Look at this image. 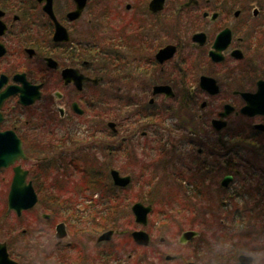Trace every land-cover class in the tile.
I'll return each instance as SVG.
<instances>
[{
  "label": "flooded vegetation",
  "instance_id": "1",
  "mask_svg": "<svg viewBox=\"0 0 264 264\" xmlns=\"http://www.w3.org/2000/svg\"><path fill=\"white\" fill-rule=\"evenodd\" d=\"M9 133L27 157L0 170L11 262L242 264L246 241L264 242V0H86L82 10L0 0V142ZM104 140L111 155L148 160L140 177L117 170L118 157L104 164ZM157 141L172 157L151 153ZM150 157L176 163L174 209L159 212L158 233L144 230L161 190L145 175L157 171ZM18 166L38 196L21 216L8 202ZM114 171L130 184L116 185ZM41 204V222L23 230ZM136 204L151 207L146 225ZM219 217L236 239L225 250L203 233ZM188 232L197 236L183 243Z\"/></svg>",
  "mask_w": 264,
  "mask_h": 264
},
{
  "label": "rangeland",
  "instance_id": "2",
  "mask_svg": "<svg viewBox=\"0 0 264 264\" xmlns=\"http://www.w3.org/2000/svg\"><path fill=\"white\" fill-rule=\"evenodd\" d=\"M172 122L175 123L174 120L169 121V123H168L170 125V127H171V123ZM103 147H104L103 148L104 149V153L102 154V157H105L104 161H103L104 164L107 163V160H108L106 157H118L119 161L116 164L115 168L117 170H119L122 174L132 175L134 179H135V177L136 178H138V176L140 177V174H142V170L143 169L145 170V168H144L145 164H148L147 163L148 160L145 159V162H144V160L141 157H133L132 159H129V154L131 152L129 153L125 149L123 150L124 152H119V154L114 153L113 155H111V151L107 147H110V148H112V147L110 145H107L106 140H104ZM120 147H121V145H120ZM153 149L154 150L151 151L152 154L166 153L167 155L169 154L168 157H172L171 155L174 154V152H172V151H175L174 150V146L173 147L172 146H168L166 148L165 143H161L160 144V141H157V142H155L153 144ZM139 154H141V153H139ZM150 160H151L152 168H150L148 171H152L153 172V169H156L157 171L154 172V174L153 173H147V174L145 173V175L150 174L149 176L152 179L151 180L152 181L151 184L153 186L155 185V186H158V187L161 185V190H160L159 193L152 194L154 196V199L151 198L150 200L147 201V203L150 202V201H154L153 207L155 208L156 213H155V215L153 214L149 218L150 219L149 220V222H150L149 228L148 229H144V230H147L150 233H158L159 229L162 227V225L164 223L163 219H159V212H161V210L163 208L165 209V211H169V210L174 209V206H172L171 203L174 202V200H172V198L176 199L174 197V195L177 193V187H176L177 186V182H176L177 175H176V171H175L176 163H175V160H174L171 164L168 165L167 163H168L169 159H165L163 157L162 158L161 157H150ZM108 163H110V159L108 160ZM159 178L161 180H159ZM8 179L10 180V176L8 177ZM1 181H2V177L0 178V182ZM0 186H1V183H0ZM133 190L137 191V192L139 190L137 181H135V184L132 187L131 191H133ZM90 195H91V192H89L85 197H90ZM135 195H141V194H135ZM146 195L147 194L142 195V196H146ZM144 198L147 199V197H144ZM224 200L225 199L223 198L222 201H224ZM5 201H6L5 200V196L3 198L2 193L0 192V212L3 209V207H4V205L2 207V204ZM136 201H138V200H136ZM171 201H173V202H171ZM161 202H163L164 204L161 205ZM238 205L242 206V204H240V203ZM43 206L41 204L38 207L39 208L38 212H37L38 215L35 214V213L34 214H29V215H27L26 217H24L22 219L21 225H22V227H24L23 230H25L28 227H30L28 225L31 224L32 222L36 221V220H38L39 223L41 222L40 219L42 218V214L45 213V210L43 209ZM84 207H85V205L81 206L79 210L83 211L85 209ZM224 212H225L224 210L220 211V213H221L220 217L221 218H223ZM228 212H230V211H228ZM127 215H128V213H127ZM120 216L121 217L123 216V218H127V216L124 215V214H121ZM217 221L212 226V229L210 231L206 227V230L203 233L208 235L207 238H206V242H209L213 246V248L221 249V247H223L225 243H226V245H225V248H226L227 244H229L230 242L233 244L232 237H230V233L231 232L229 230V229H231L232 226L230 224H227L226 222L225 223H223V222L221 223V221L218 224ZM168 222L169 221H167L165 223H168ZM0 224L3 226L5 224V222H3V224H2L1 221H0ZM122 224H124V223L120 222L121 226H122ZM12 225H13V223L7 221L8 228H10ZM167 226H168V224H167ZM120 228H122V230H125L124 227H120ZM126 229H128V228H126ZM243 233L244 234L245 233H250V228H248L247 231L243 230ZM1 234H3V233H1V231H0V235ZM28 241L29 240H24L23 243L24 244L27 243V245H31L30 242H28ZM222 242H225V243L223 244ZM23 245L20 244V248L23 247ZM259 247H264V242H262V241L256 242V244H255V246L253 248H259ZM27 248H29V247H25V248H23V250L27 249ZM21 251L22 250L19 249V254L24 253V251H22V252Z\"/></svg>",
  "mask_w": 264,
  "mask_h": 264
},
{
  "label": "water",
  "instance_id": "3",
  "mask_svg": "<svg viewBox=\"0 0 264 264\" xmlns=\"http://www.w3.org/2000/svg\"><path fill=\"white\" fill-rule=\"evenodd\" d=\"M79 10L85 7L86 0H77ZM78 15V14H77ZM75 18V17H73ZM163 91L165 89H162ZM172 96V95H171ZM113 126V125H112ZM0 142V170L7 169L15 165L20 160H25V156L22 143L16 139V137L9 133ZM14 179L9 194V210L17 213L21 216L23 212L33 209L38 203V196L31 184H27V172L23 171L21 167L14 169ZM116 185L120 187H126L130 184V178H122L118 172L112 173ZM230 180L227 178L223 182V186H227ZM151 211V207H145L142 204H136L133 207V212L136 217L137 223L146 225L148 214ZM112 233L105 234L101 240H109ZM197 236V233L188 232L184 234L182 242H187ZM63 235H59V238ZM135 241L140 245H147L148 236L144 232L134 233ZM242 264H249L247 257L242 256L240 258ZM0 264H15L9 260L6 245L0 244Z\"/></svg>",
  "mask_w": 264,
  "mask_h": 264
},
{
  "label": "clouds",
  "instance_id": "4",
  "mask_svg": "<svg viewBox=\"0 0 264 264\" xmlns=\"http://www.w3.org/2000/svg\"><path fill=\"white\" fill-rule=\"evenodd\" d=\"M241 254L247 257L249 264H264V247L245 248Z\"/></svg>",
  "mask_w": 264,
  "mask_h": 264
},
{
  "label": "trees",
  "instance_id": "5",
  "mask_svg": "<svg viewBox=\"0 0 264 264\" xmlns=\"http://www.w3.org/2000/svg\"><path fill=\"white\" fill-rule=\"evenodd\" d=\"M176 195V194H175ZM175 195H174V197H175ZM218 220V221H217ZM216 221L218 222V224H219V222L221 221V218L219 217V218H217L216 219ZM216 221H215V223H216ZM226 238V237H225ZM224 240V239H223ZM234 240H236L234 237H232V241H234ZM218 241V240H217ZM243 241L244 240H239L238 242H236L235 244H236V248H240V246L241 245H243ZM251 242V241H250ZM248 240L246 241V247L245 248H251V243L252 244H256L255 242H251L250 243ZM223 244L225 243V242H222ZM239 243H240V245H239ZM225 245H226V243L224 244V246L223 247H221V250H225L226 248H225ZM242 247V246H241ZM217 248V247H216Z\"/></svg>",
  "mask_w": 264,
  "mask_h": 264
}]
</instances>
